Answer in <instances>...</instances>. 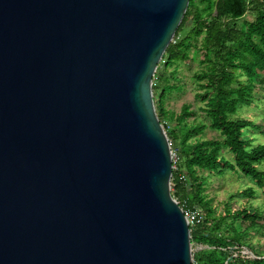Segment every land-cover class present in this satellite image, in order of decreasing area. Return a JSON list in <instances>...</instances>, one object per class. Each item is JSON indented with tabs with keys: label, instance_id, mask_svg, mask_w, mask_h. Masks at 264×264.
Wrapping results in <instances>:
<instances>
[{
	"label": "water",
	"instance_id": "water-1",
	"mask_svg": "<svg viewBox=\"0 0 264 264\" xmlns=\"http://www.w3.org/2000/svg\"><path fill=\"white\" fill-rule=\"evenodd\" d=\"M190 0H0V264H192L153 81Z\"/></svg>",
	"mask_w": 264,
	"mask_h": 264
},
{
	"label": "trees",
	"instance_id": "trees-1",
	"mask_svg": "<svg viewBox=\"0 0 264 264\" xmlns=\"http://www.w3.org/2000/svg\"><path fill=\"white\" fill-rule=\"evenodd\" d=\"M248 16L252 20H245ZM189 19L192 24L185 32ZM193 49L205 67L194 76L199 89L195 97L204 103L202 110L211 120L210 129L218 131L222 140L199 136L207 126L188 122L195 115L189 105H183L180 113L165 107L168 94L177 88L172 84L177 72L167 71L190 60ZM241 76L246 80H239ZM258 82L264 86V0H190L158 65L153 93L158 118L180 154L178 170L173 171L172 195L184 210H198L205 217L190 228L193 264H264V253L247 243L264 214L246 206L227 208L217 216L206 193L209 177L204 174L221 175L226 170L242 173L264 191V172L257 168L264 162V144L253 146L242 139L244 129L255 130L259 125L231 119L239 106L252 105ZM224 149L232 158L224 155ZM242 194L250 199L256 192L248 188Z\"/></svg>",
	"mask_w": 264,
	"mask_h": 264
},
{
	"label": "rangeland",
	"instance_id": "rangeland-1",
	"mask_svg": "<svg viewBox=\"0 0 264 264\" xmlns=\"http://www.w3.org/2000/svg\"><path fill=\"white\" fill-rule=\"evenodd\" d=\"M192 19H189L187 26L184 28L188 32L192 24ZM245 20H252L251 17H246ZM241 23L239 24V26ZM185 34V33H182ZM183 36V35H182ZM191 59L186 62H179L176 66L168 69V73L177 72V80L172 84H176L172 92L165 99V107L167 110L174 113H180L183 105L187 104L194 112V117H191L188 122L202 123L207 126L203 134L199 135L203 139H220L218 131L210 129L211 120L203 112L201 103L196 99L195 95L199 91L195 74L205 69L200 64L201 56L198 51L193 49L190 51ZM239 80L245 81L246 77L241 76ZM233 120H245L259 125L258 128H246L243 131L242 139L249 141L251 145L257 146L264 144V86L260 82L255 83L253 90V103L250 106L241 105L237 112L231 116ZM176 148V147H175ZM178 148V147H177ZM224 155L232 158V153L224 149ZM259 171L264 172V162L257 165ZM208 178L207 195L216 210V215L219 216L228 209H239L246 206H252L261 210L264 214V191L250 177L244 176L242 173L226 170L220 174H210L207 171L204 173ZM248 188H252L256 195L254 198L248 199L242 192ZM264 222V220H263ZM260 223L256 229H253L247 238V243L254 246L258 253H264V223ZM193 248V246H192Z\"/></svg>",
	"mask_w": 264,
	"mask_h": 264
},
{
	"label": "built area",
	"instance_id": "built-area-1",
	"mask_svg": "<svg viewBox=\"0 0 264 264\" xmlns=\"http://www.w3.org/2000/svg\"><path fill=\"white\" fill-rule=\"evenodd\" d=\"M170 146H171V158H172L173 171H174V170H178L180 163V154L177 148L172 147L171 142H170ZM182 179L183 177H181V180ZM184 213L190 228L198 225L200 222H202L205 219L204 215L198 210L188 209V210H184Z\"/></svg>",
	"mask_w": 264,
	"mask_h": 264
}]
</instances>
